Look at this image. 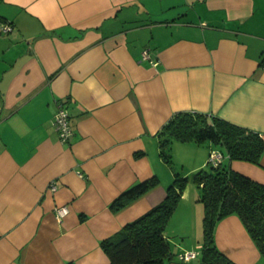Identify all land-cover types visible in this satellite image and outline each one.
I'll list each match as a JSON object with an SVG mask.
<instances>
[{
	"label": "crops",
	"instance_id": "crops-1",
	"mask_svg": "<svg viewBox=\"0 0 264 264\" xmlns=\"http://www.w3.org/2000/svg\"><path fill=\"white\" fill-rule=\"evenodd\" d=\"M0 21L12 26L0 31V264H110L100 241L161 202L175 177L158 132L176 112L264 138V0H0ZM58 103L67 143L53 125ZM210 148L173 141L171 163L193 174ZM223 162L264 183V153L259 165ZM154 175L157 186L110 209ZM197 195L186 185L166 225L168 238L188 237L168 264H197L202 230L177 222L194 218L197 230ZM58 205L68 207L60 220ZM214 241L236 264L262 260L236 214L217 222ZM189 251L196 256L177 257Z\"/></svg>",
	"mask_w": 264,
	"mask_h": 264
},
{
	"label": "trees",
	"instance_id": "trees-1",
	"mask_svg": "<svg viewBox=\"0 0 264 264\" xmlns=\"http://www.w3.org/2000/svg\"><path fill=\"white\" fill-rule=\"evenodd\" d=\"M264 68V54L259 59ZM160 155L171 165L173 141L210 144L231 160L259 165L264 138L255 131L216 116L197 111L174 113L158 132ZM165 198L116 233L100 241L110 264H168L176 259L165 228L187 184L185 176L174 173ZM198 188L197 201L203 206L202 240L197 264H236L215 244L214 228L219 220L236 214L264 259V183L231 169L222 161L207 163L192 174ZM156 175L122 191L110 203L117 212L157 186ZM63 264H75L66 261Z\"/></svg>",
	"mask_w": 264,
	"mask_h": 264
},
{
	"label": "built area",
	"instance_id": "built-area-1",
	"mask_svg": "<svg viewBox=\"0 0 264 264\" xmlns=\"http://www.w3.org/2000/svg\"><path fill=\"white\" fill-rule=\"evenodd\" d=\"M12 30V26L9 23L1 22L0 21V31L1 32H10ZM142 58L148 59L150 58L149 48H144L142 51ZM53 125L55 130L57 131L59 140L62 143H67L73 134L71 123L69 120V115L62 103H58L56 112L54 114ZM223 154L220 150L215 148H210L208 153L207 163L215 166L222 161ZM50 189L52 191L56 190V186L51 183ZM68 213V207L66 205H58L54 207V214L58 220L64 217ZM197 252H184L178 254L177 257L179 259H184L187 257H195Z\"/></svg>",
	"mask_w": 264,
	"mask_h": 264
},
{
	"label": "rangeland",
	"instance_id": "rangeland-1",
	"mask_svg": "<svg viewBox=\"0 0 264 264\" xmlns=\"http://www.w3.org/2000/svg\"><path fill=\"white\" fill-rule=\"evenodd\" d=\"M223 155H225V152L224 151H223ZM171 166H172L171 168L173 170H175V172H178L180 175L183 174L186 177V179H187V181H186L187 184L186 185L187 186L190 185L191 191L197 190L196 185H195V183L192 180V174L188 171V169H187L186 166H183L180 163L175 162L174 160L172 161ZM202 208H203V206H202ZM178 215L179 214H177V216ZM177 216H175V217H177ZM190 219L191 218H189V217H184L182 219H179L178 218L177 222L178 223L180 222V225L186 227L188 230H191L192 233H196V232L197 233H200L201 230H202V227H201L202 218L198 217V219H197V230H196V225L194 224V221H196V220L194 218H192V222H191ZM198 225H199V227H198ZM190 227H191V229H190ZM169 239L173 243V244H171V247L172 248H175L177 242H179V243L182 242V241L187 242L188 237H185V236H182V235H174V236H170ZM201 240L202 239H200V241ZM258 264H264V259L259 260V263Z\"/></svg>",
	"mask_w": 264,
	"mask_h": 264
}]
</instances>
